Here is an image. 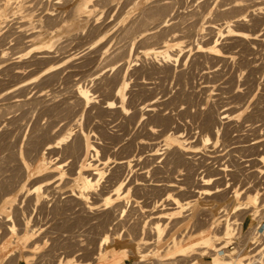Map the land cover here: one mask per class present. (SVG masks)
Masks as SVG:
<instances>
[{
  "label": "rangeland",
  "instance_id": "obj_1",
  "mask_svg": "<svg viewBox=\"0 0 264 264\" xmlns=\"http://www.w3.org/2000/svg\"><path fill=\"white\" fill-rule=\"evenodd\" d=\"M0 1H2L0 2V6L4 7L5 5V7L8 6L10 8L8 10L10 11L9 18H11L6 21L9 23V20H11V26L8 23H0L3 24L0 25V264H112L114 259L121 260V264H159V262H157L158 260L154 259L152 253H149L144 257H140L139 255L134 254V239L140 236L141 232L143 230L146 231V229L148 231L147 233H145L146 237L149 236L150 238L154 236L156 238V233L151 228L153 226L152 222L155 221V219H153L152 221V217L158 213L156 211H164L162 210V205H164V202L165 205H168L170 203L172 204L171 200L169 201L167 196L171 194L172 197H175L177 195L178 197H176L179 199L181 198L182 201L184 200V202L194 199L196 196L200 195L199 193H197V190L200 187L199 185L201 183V178H208L210 177V175L214 176V178L217 177L216 174L218 171L216 170H218L220 167L222 168L223 166H227L233 171H231L232 173L229 172L228 175V172H223L222 175H225L226 177L221 175L222 179H219V185H221V188L225 187L224 192L216 193L217 195L214 194L216 196L213 195L208 198L203 195L201 199L202 201L195 204V206L192 208V211L188 209L186 210L187 214L186 211L184 212L185 215L183 213V220H181L180 218L178 220L173 219L175 222L172 220H167V222H169V225L171 224L170 226L168 225V228L170 227L169 230H171L172 232H168L167 230L166 237H168L166 239L159 243L154 242V246L152 244L153 247L150 245L151 248L149 247V249H143V252L148 253L156 246L157 249L161 250L159 258L164 260L167 258V252L165 251L167 249L166 246H168L173 237L177 236L180 238L185 235L186 231L189 232V230L191 229V232H189L190 234L188 233L189 235L186 236V239L183 242L185 244L189 242L192 236L200 230H213V228H215L214 226L217 224L214 223L215 220L217 218H221L222 216L227 217V214H229L228 216H230L229 218H231V220H233L234 218V220L239 219V222H242L245 221L249 213H252V211H257L255 215L260 216L259 218H257V222L259 223L260 221L264 220V174L258 172L259 167L264 168V166L257 159L260 155L264 154V3L262 4L264 0L255 1L256 4L259 5L255 7L254 0H247L248 3L246 2V0H244V2L243 0H236V3L235 0H233L234 4L232 3V0H225L226 2L224 0H13L14 2L12 0ZM42 1L43 4H41ZM251 1H253L254 3H252ZM259 1L261 3H257ZM65 2H67L68 4H65ZM35 3L37 7L34 6ZM10 5L12 6L10 7ZM22 5H24V7ZM84 5H88V12L81 13L82 15L79 14L76 16L78 18H81V20L75 17L76 19L74 22L80 23H73L74 26L78 25V28L76 27L77 29L74 28V26H70L69 29H71L72 31L59 30L60 32L56 31V33L53 32V29L52 34L54 33V35H52L51 32H48L53 37H55L52 39L47 33V36L44 34L46 37L43 35L45 39L41 38L42 41L48 43L45 47L47 48V53H45L47 54L46 58L41 57V59L39 57L40 53L38 54V51L34 49V41H32L33 43H29L30 38H28L26 33L20 31L18 28H15L19 26L20 21L18 22V20L14 18L12 12H16L18 7H23V9L21 8V12L33 11L35 13V18L33 20L34 22L39 21L41 24H43V22L44 24H49L47 23L49 22L47 21L48 19L45 20V17H48L47 14L53 10L52 8L55 9L56 7L57 9H60V11L56 10L59 13L54 11L56 15L58 14L62 15V17L64 16L63 18H68L71 11L75 7H84ZM237 5H239V7H236ZM241 5L244 7V10L242 9L243 12L240 9V7H242ZM260 5L262 6L260 7ZM28 6L30 7V11H26L29 10ZM245 6H250L249 10H245ZM247 7L246 9H248ZM14 8L16 9V11ZM236 8H238V11L236 10ZM239 11H241L242 13ZM252 11L255 14L252 13ZM236 13L241 17V19L238 15H236ZM242 14L244 16H241ZM248 15L249 17H247ZM228 16L230 17L228 18ZM13 19L14 22L12 21ZM239 21L241 23H239ZM242 21L244 22L242 23ZM136 23L138 24V26ZM158 23H160L161 25H159ZM231 23H234L232 24L234 26H232ZM210 24L215 25V30H210ZM224 24L227 25L223 26ZM50 25L53 26V24ZM228 25L232 26V29L235 30V33H247L250 37H255L257 40H253L251 38L243 39L242 37H238V39L234 33L229 34L227 33V31L225 32V30H227ZM134 27L136 32L134 30ZM72 28H74L75 30H73ZM63 33L64 35H61ZM154 34L156 35V37ZM251 34L254 36H252ZM176 35L178 37L184 36V38L179 39L178 37H176ZM176 38L179 39V43L177 42V44H175L174 42V39ZM46 40L48 42H46ZM57 41L59 42L57 43ZM38 42V40H35V43ZM166 42H169L170 44L172 43L170 51L174 55L177 54L176 56H174V60H172L171 62L172 64L169 62L167 63L166 60L162 59L163 57L160 58V56L157 57L154 55H148V57H146L147 55L143 54L144 50L151 47L159 46L160 44L164 45ZM156 43L157 45H155ZM211 44H217L219 56L215 57V55H210V53L207 52L209 47L212 46ZM49 45L51 46V48H49ZM133 71L136 73H134ZM123 81L125 83H123ZM24 83L28 84L25 85ZM81 85L87 89L89 88V91L93 96V103L91 102L90 105L88 104L89 106L86 105V103L83 102L81 99H78V97H76V89ZM122 86H124L123 92L125 95L123 102L125 104V107H129V109H127L125 113H122V111L120 112V108L118 107L112 109V111L116 109L115 111H113V113L112 111H107V101L117 100L116 92H118V90L122 88ZM172 99L175 101L173 102ZM115 102L118 104L117 101ZM154 102L158 103V105H161L162 107H159ZM195 105L197 107H195ZM83 106L84 109L82 108ZM155 106H157L159 110ZM146 108H154L152 109L154 112H151L152 110L147 112L148 110ZM220 108L221 111H219ZM182 109L184 111H182ZM200 109L202 110L199 111ZM181 111L184 112V114ZM172 113H174L175 115ZM179 113H182L184 116L182 114L178 115ZM224 113L229 115V117L223 119V123L220 122V129L222 128L221 131H223H220L221 133L216 134V128L212 129L211 127H215L216 125L214 124H216V122L222 121V117H220L219 119V116H224ZM192 114H194L195 116ZM230 114H232V116ZM189 115H192V117H190ZM167 116L172 118H168ZM163 117H165L166 119H164ZM202 117L204 119L206 118L208 122H206V119L204 121ZM191 118L194 119L192 120ZM196 119L200 121L196 122ZM209 119L211 121H209ZM215 119H217L218 121ZM245 119L248 121L246 122ZM70 120L71 122H68ZM159 120L163 122L158 123ZM189 120L192 121L190 122ZM194 120L197 124L193 122ZM76 121L79 122L77 123ZM248 122L250 123L247 124ZM170 123L173 125L171 126ZM161 124H163L164 126H162ZM166 124H168V126ZM207 124H209L210 126ZM238 124L240 125V127ZM203 125L205 129H201ZM149 126H151V128H149ZM154 126L157 128L154 129ZM200 126L202 127L200 128ZM218 126L219 125L217 123V127ZM166 127H172L173 129L167 128V130ZM195 127L198 129L200 128L202 131L206 132H202L201 130L196 129ZM232 127H235V130ZM71 128H73V135L76 134L77 136L80 135L78 134V130L80 131L82 129L87 131L89 129L87 132L90 137L89 142L95 144L99 148V150H101L100 155L98 157H94L93 152H90L88 156L85 157L86 152L85 150H83V148L81 150L77 149L75 153L72 152L71 148L73 146V143H75V141H79L78 137H75L76 135L74 137L71 136L72 138H69L71 141L68 139V141H70L69 143L68 141H65L67 142L66 145L64 144L65 142H61L60 139L63 138V135L66 136L67 132H69ZM209 128L214 130L215 132H213ZM240 128L245 132H243ZM245 128L248 131L250 128V131L248 132ZM157 129H161V132L159 133ZM165 129L166 132H164ZM171 130H173V134ZM174 131L177 135L174 133ZM103 132L105 133V135H103ZM208 132L211 140H213L214 136L216 135V138L213 140L214 143L211 140L209 142H204L203 139L205 138V135L208 134ZM181 133L183 135H181ZM247 133H249V135ZM99 134H101V136ZM160 135H162L163 137L161 136L159 139ZM179 135H181V138L183 140L186 136L184 142L176 141V136ZM102 137L105 139H103ZM36 138L37 141L39 140L41 144L43 142V147L41 146L39 148L41 144H39V141H36ZM151 138H153L154 140H151ZM201 138L203 139L201 140ZM227 139L228 141H226ZM245 140H248L247 143ZM32 141L33 143H36L35 146L33 145ZM161 141L163 142V144L161 143ZM202 141L208 144H204ZM46 142H49L52 145L54 144V146L58 145V147H54L53 149H51L53 151H48V149H46L48 145H45ZM154 142L157 144H159L160 142L159 149H165L164 144L166 142L170 145V149L173 148V146L174 148L171 149V151L169 150L170 153L169 151H167L169 155L167 154L166 150H159L158 153H160L161 155L158 154V161L157 158H154L153 160V158L150 157V154H147L151 152V148L148 149L147 147L149 146V144ZM138 143L140 145H142L143 143L144 144L140 146ZM161 144L163 147L161 146ZM145 145L148 146L146 147ZM202 145L203 147L201 149ZM142 147H144L145 149ZM67 148L71 151H68ZM141 148L143 149V151ZM31 150H34V152H32ZM175 150L178 151V153L181 152L180 150H182L183 153L181 152L178 155ZM139 151L140 153L138 154ZM164 151L167 154L166 156ZM143 152L146 154H144ZM172 152L174 154L176 153L177 155L175 154V156ZM212 152L214 154H212ZM17 153L21 157H19ZM64 153L69 155H65ZM71 153H73V155ZM184 153H187L188 155H184ZM191 153H193V156ZM194 153L196 155H194ZM74 154L77 155V159L75 158L73 160L72 156L75 157ZM81 154L83 156L85 155V158L82 157ZM247 154L250 155L248 156ZM120 155L123 157H121ZM146 155L151 159H149ZM170 155H173L171 156L172 158L170 157ZM184 156L186 157L184 158ZM201 156L204 157V160ZM78 157L83 158V160ZM111 157H114V159H112ZM210 157L211 160L208 159ZM218 157H220V159ZM250 157L253 158V160L249 161ZM19 158L21 159L19 160ZM170 158L173 159V163L175 162V164L178 162L179 158L181 160H179V164L177 163L176 165H174L173 163L168 162L167 159H169L170 161ZM29 159H31L35 163L31 162V160ZM147 159L149 160L147 161ZM183 159L184 162H182ZM193 159H197L196 163H193L195 162V160ZM23 160L26 162V164L23 163ZM86 160L91 162L93 161L94 163L92 162V164H96L97 167L103 165L102 167H100V169L103 171L104 177L100 179L99 186L95 189L96 191L94 190L89 192L90 203L86 202L87 205H96L97 203H99L97 204L98 207L95 210L93 209L94 212L93 210H91L92 212H89L88 210L90 209L87 208L86 204L84 205L86 206V208L83 206L85 201L83 200L82 202L80 201L82 199L77 198L78 195H80L79 191L82 190V181L77 179L78 173L89 169L86 165ZM150 160H152V162ZM200 160L203 161V163L200 162ZM215 160L219 161L215 162ZM222 160L225 161V163L222 162ZM1 161L4 162L1 163ZM80 161L81 163H79ZM120 161H127L131 165L127 164L125 166L129 167L128 169H124L125 167L121 168L119 164H117ZM145 161L147 162L145 163ZM148 162H151V166ZM199 162L201 165L198 164ZM186 163L188 165H186ZM190 163H193V165L191 164V166ZM209 163L210 168L208 166ZM109 164H111V166ZM163 164L167 166H164ZM172 164V167L174 169L176 168V171L169 166ZM203 164L206 165V167H203ZM147 165L148 167H146ZM179 165H181V167ZM182 165L184 166L182 167ZM185 165L187 167H185ZM189 165L190 167H188ZM176 166L181 169L177 170ZM165 167H167L168 170ZM216 167L219 168L217 169ZM23 168H26V170H24ZM139 168H142L143 170L140 169L139 171ZM145 168L147 170H145ZM154 168H156L157 171H163L157 172ZM129 169L132 172H129ZM201 169L206 173V175ZM112 171H116V173H113ZM146 171H148L149 173ZM170 171L172 174H170ZM144 172L146 174L148 173V175L150 174V177L148 175L145 176ZM183 172H185L186 174ZM73 173L75 174V176L72 175ZM151 173L153 178L154 175L156 176L154 178L155 180L152 178ZM167 173L169 175H167ZM60 174H63V177H60ZM181 174H185V176ZM113 176H118L119 179L114 178ZM147 176L149 177L147 178L148 180L145 179V177ZM162 176H164L165 178ZM123 177L128 178L127 180H124ZM161 177L164 179H162ZM58 178L61 179L59 180ZM120 178H122L121 182L124 183L123 191H126V189H128L129 192L126 195H121L117 199L115 198L113 204L109 207L111 209H104L102 206V200L104 201V196H108L111 194L113 196L114 193L112 190L116 188V184L118 185V183H120L118 182ZM159 178L162 181H160ZM150 179H153L152 181H155V184ZM169 179H171V181ZM72 181L74 183H71ZM140 181L146 183L147 186L144 183L142 184ZM50 182H52V184ZM149 182L151 185L149 184ZM227 182L230 183L229 188H231L232 186L231 189L227 187L229 185V183L227 184ZM163 183L167 186H165ZM218 183V181H214V185ZM36 184L39 185L37 186ZM126 184L127 186H125ZM141 184L143 186H141ZM169 184H176L178 187L171 188L168 186ZM111 186H115V188L113 189ZM136 186L138 189L136 188ZM235 186H238L237 188L245 190V192L242 194L241 202L248 201L252 198L255 193L259 192V205H257V207H252V211L250 209L248 211L243 210L242 213V210L237 213H234L233 210L234 207H236V204H238V201L231 197V192L234 188H236ZM36 187H42L41 192L37 191ZM194 188L195 190H193ZM45 189H47V191ZM166 189L167 193L165 191ZM52 190H54V192ZM70 191L72 194L67 193ZM108 192L110 194H108ZM188 197L191 199H189ZM75 198L78 200H76ZM203 198L207 199H205L204 201ZM117 203L119 204L117 205ZM214 204L217 206H215ZM123 206L127 207L125 213L122 212L123 210H125V207L123 209ZM171 206L173 207V205ZM171 206L168 205V208ZM204 206L205 208H203ZM223 208L224 210L229 209L227 214H224L225 212L224 210H222ZM146 211L148 212V214ZM207 212H211V214L209 213V215H206L208 214ZM212 212L214 217L212 215ZM149 213L152 215H150ZM210 215H212V219ZM233 215L234 217H232ZM116 216L118 220L116 219ZM148 216L150 219L148 218ZM235 216L237 217L236 219ZM201 217L205 219L204 222ZM199 218L201 220H199ZM207 218L209 220H207ZM114 219L120 222H115ZM143 220H145V222ZM139 221L142 222L143 225L142 223H139ZM132 222H134V224H131ZM112 223L114 226L111 225ZM115 223L118 225H116ZM151 223L152 225H150ZM174 223H176V226L174 225ZM209 224L210 227H208ZM110 225L111 227H109ZM124 225L126 226V228ZM130 225L132 226L130 227ZM222 225L223 224H221L220 227L216 228L215 230L218 231L220 229L222 231ZM138 226H140L139 229ZM132 227H134V231H132ZM144 227L146 228L144 229ZM13 228L15 229V232L10 231ZM140 228L142 229V231ZM149 228H151V231L149 230ZM192 228L193 230L197 229V231H193ZM245 228L246 226L244 225L240 226L241 230H238V233H240L238 235L242 236L245 241H248L249 239H251V237H254L252 234L254 229H250L252 234L250 235V231H245ZM127 232L131 235L129 236ZM104 234L110 235L111 240L109 245L105 246L106 249L109 250V253L111 255L110 260L108 261H103L100 257H98V252H100L102 248L99 246L100 241H102L101 238L105 236ZM149 238L147 239L150 241L155 240V238ZM194 256H197V258ZM194 256H188L186 258L175 257V259L170 260L173 263H170V261H164V263L166 264L167 262V264H189L191 260L196 261L197 259H199L200 261H210V258H203L199 255ZM164 263L162 262L160 264Z\"/></svg>",
  "mask_w": 264,
  "mask_h": 264
},
{
  "label": "bare ground",
  "instance_id": "obj_2",
  "mask_svg": "<svg viewBox=\"0 0 264 264\" xmlns=\"http://www.w3.org/2000/svg\"><path fill=\"white\" fill-rule=\"evenodd\" d=\"M4 1V0H3ZM13 1V0H12ZM21 1V0H20ZM49 1V0H48ZM62 1V0H61ZM225 1V0H224ZM230 1V0H229ZM255 1H257V0H254V2ZM0 2H2V1H0ZM6 2V1H5ZM14 2V1H13ZM23 2V1H22ZM25 2V1H24ZM51 2V1H50ZM211 2V1H210ZM226 2V1H225ZM243 2H244V0H243ZM242 2V3H243ZM246 2H247V0H246ZM250 2V1H249ZM252 3H254L253 1H251ZM27 3V2H26ZM56 3H58V2H56ZM61 3V2H60ZM59 3V4H60ZM67 2H65V4H66ZM70 3H71V1H70ZM231 3V2H230ZM232 3L234 4V2H233V0H232ZM235 3H236V0H235ZM248 3V2H247ZM246 3V4H247ZM257 3H261L260 1L259 2H257ZM264 2H262V4H263ZM7 4H8V2H7ZM7 4H6V6H7ZM9 4H11V3H9ZM12 4H14V3H12ZM16 4V3H15ZM18 4V3H17ZM41 4H43V1H42V3ZM53 4V3H52ZM68 4V3H67ZM245 4V5H246ZM255 4H256V2H255ZM254 4V7L255 6H257L258 4H256L255 5ZM1 5H3V4H1ZM57 5V4H56ZM62 5H63V3H62ZM232 5V4H231ZM248 5V4H247ZM250 5V4H249ZM12 5H10V7H11ZM15 6V5H14ZM18 6V5H17ZM23 7H24V5H22ZM34 6H36V3H35V5ZM40 6V5H39ZM61 6V5H60ZM164 6H165V4H164ZM242 6V5H241ZM253 6V5H252ZM259 6V5H258ZM262 5H260V7H261ZM8 7V6H7ZM7 7H5V5H4V7L3 6H0V23H8V22H6L8 19H11V18H9L10 16H9V10L8 9H10L9 7L7 8ZM21 7V6H20ZM23 7H21L22 9H23ZM26 7V6H25ZM29 7V6H28ZM37 7V6H36ZM43 7V6H42ZM58 7V6H57ZM63 7V6H62ZM66 7V6H65ZM168 7V6H167ZM225 7V6H224ZM236 7H239V5H237ZM246 7L247 6H245V10H249V8H250V6L249 7H247L248 9H246ZM21 8H19L18 7V9H17V7H16V9H17V11H16V9H15V11L16 12H12L13 14V16H14V18L15 19H17L18 20V22L20 21V23H21V25H20V23H19V26H17V27H15L16 29L18 28L20 31H22V32H24V33H26V35L28 36V38H30V41H29V43H33L32 41H34V43H33V45L35 44V50L36 51H38V54L40 53V55H39V57L41 58H46L47 57V54H45V53H47L46 51H47V48H45L46 47V44H48V43H45V42H43L42 41V39L41 38H43V39H45L44 38V36L46 35L47 36V34H49V36H50V38L52 39V38H55V37H53L52 35H54V33H56V31L57 32H60L59 30H70V31H72L71 29H69V27L70 26H74L73 25V23L74 24H77V23H79V22H77V20H76V22L77 23H75L74 21H75V19L76 18H78V17H76L77 15H79V14H81V13H86V12H88L87 11V9H88V5H84V7H75L72 11H71V13H70V15H69V17L68 18H63L62 17V15H56L55 13H54V11L55 12H57V11H60V9H57L56 7H55V9L54 8H52L53 10L51 11V12H49L47 15H48V17H45V20L46 19H48L47 21H49V22H47V23H49V24H46V26H45V24H44V22L43 21H41V22H43V24H41L39 21L38 22H34L33 20H34V18H35V13L33 12V11H30V7H29V10H26V11H30V12H21L22 10H21ZM46 8V7H45ZM51 8V7H50ZM232 8H234V7H232ZM12 9V8H11ZM33 9V8H32ZM39 9V8H38ZM221 9V8H220ZM238 8H236V10H237ZM240 9L242 10H244V7L242 6V7H240ZM252 9V8H251ZM47 10V9H46ZM57 10V11H56ZM228 10V9H227ZM230 10V9H229ZM233 10V9H232ZM243 10H242V12H243ZM23 11H25V10H23ZM40 11V10H39ZM234 11V10H233ZM238 11V10H237ZM236 11V12H237ZM254 11V10H253ZM252 11V13H254ZM255 11H258V10H255ZM264 11V10H263ZM38 12V11H37ZM47 12V11H46ZM65 12V11H64ZM218 12V11H217ZM227 12V11H226ZM239 12H241V11H239ZM238 12V13H239ZM241 12V13H242ZM246 12H248V11H246ZM245 12V13H246ZM250 12V11H249ZM57 13H59V12H57ZM228 13V12H227ZM42 14V13H41ZM61 14H62V11H61ZM223 14V13H222ZM230 14V13H229ZM240 14V13H239ZM255 14V13H254ZM11 15V16H12ZM46 15V14H45ZM82 15V14H81ZM206 15V14H205ZM233 15V14H232ZM236 15H238L237 13H236ZM250 15H251V13H250ZM37 16V15H36ZM239 16V15H238ZM241 16H244L243 14L241 15ZM39 17V16H38ZM67 17V16H66ZM76 17V18H75ZM81 17V16H80ZM86 17V16H85ZM230 16H228V18H229ZM235 17H237V16H235ZM234 17V18H235ZM240 17V16H239ZM247 17H249V15L247 16ZM37 18V17H36ZM83 18V17H82ZM220 18V17H219ZM259 18V17H258ZM257 18V19H258ZM263 18V17H262ZM41 19V18H40ZM78 19H80L81 20V18H78ZM222 19H223V17H222ZM232 19H233V16H232ZM240 19H241V17H240ZM255 19V18H254ZM256 19V20H257ZM264 19V18H263ZM140 20V19H139ZM166 20V19H165ZM227 20V19H226ZM229 20V19H228ZM231 20V19H230ZM235 20H237V19H235ZM239 20V19H238ZM245 20V19H244ZM10 21L11 20H9V25H10ZM13 22H14V19L12 20ZM83 21V20H82ZM163 21V20H162ZM162 21H159V22H162ZM216 21H217V19H216ZM222 21V20H221ZM247 21V20H246ZM87 22V21H86ZM142 22V21H141ZM164 22V21H163ZM211 22V21H210ZM227 22V21H226ZM231 22V21H230ZM230 22H229V24H230ZM244 21H242V23H243ZM138 23H139V21H138ZM144 23V22H143ZM146 23V22H145ZM166 23V22H165ZM237 23V22H236ZM239 23H241L240 21H239ZM238 23V24H239ZM250 23V22H249ZM256 23V22H255ZM50 24H53V26H51ZM80 24V23H79ZM137 24V23H136ZM135 24V25H136ZM155 24V23H154ZM157 24V23H156ZM159 25H161L160 23H158ZM207 24V23H206ZM214 24V23H213ZM213 24H210L209 25V28H210V30H215L214 28H215V25H213ZM232 24H234V23H231V25ZM0 25H3V24H0ZM83 25V24H82ZM87 25V24H86ZM134 25V26H135ZM147 25V24H146ZM219 25V24H218ZM227 25V24H226ZM225 24L223 25V26H226ZM228 25L227 26V30H225V32L227 31V33H229V34H235L236 36H237V38L238 37H242L243 39H247V38H251V39H256L255 37H250L249 36V34H247V33H243V32H238V33H235V30L234 29H232V26H234V25ZM11 26V25H10ZM78 26V25H77ZM77 26H74V28H76ZM80 26V25H79ZM137 26H138V24H137ZM238 26V25H237ZM259 26V25H258ZM3 27V26H2ZM14 27V26H13ZM67 27H68V29H67ZM145 27V26H144ZM157 27V26H156ZM216 27H217V25H216ZM74 28H72L73 30H75ZM78 28V27H77ZM76 28V29H77ZM137 28H139V27H137ZM142 28V27H141ZM154 28V27H153ZM208 28V29H209ZM235 28H236V26H235ZM257 28V27H256ZM0 29H1V27H0ZM54 29V33L52 34V30ZM83 29V28H82ZM131 29V28H130ZM129 29V30H130ZM255 29V28H254ZM10 30H11V27H10ZM9 30V31H10ZM13 30V29H12ZM51 30V31H50ZM127 30V29H126ZM134 30H135V27H134ZM146 30V29H145ZM151 30V29H150ZM174 30V29H173ZM179 30V29H178ZM217 30V29H216ZM219 30V29H218ZM222 30H223V28H222ZM237 30H238V28H237ZM8 31V32H9ZM16 31V30H15ZM147 31H149V30H147ZM14 32V31H13ZM17 32V31H16ZM48 32H51V34L50 33H48ZM135 32H136V30H135ZM134 32V33H135ZM138 32V31H137ZM146 32V31H145ZM172 32V31H171ZM177 32H179V31H177ZM176 32V33H177ZM181 32V31H180ZM213 32H215V31H213ZM224 32V31H223ZM224 32V33H225ZM237 32V31H236ZM257 32V31H256ZM47 33V34H46ZM62 33V32H61ZM144 33V32H143ZM151 33V32H150ZM149 33V34H150ZM153 33V32H152ZM173 33V32H172ZM224 33H223V35H224ZM17 34V33H16ZM45 34V35H44ZM181 34V33H180ZM197 34V33H196ZM211 34H212V32H211ZM25 35V36H26ZM44 35V36H43ZM58 35V34H57ZM61 35H64V33L63 34H61ZM71 35V34H70ZM143 35V34H142ZM155 35V34H154ZM172 35V34H171ZM252 35V34H251ZM258 35V34H257ZM45 36V37H46ZM60 36V35H59ZM227 36V35H226ZM252 36H254V35H252ZM10 37H12V36H10ZM155 37H156V35H155ZM172 37V36H171ZM176 37H178L177 35H176ZM233 37V36H232ZM27 38V39H28ZM57 38V37H56ZM59 38V37H58ZM179 39L180 38H184V36L183 37H178ZM241 38V39H242ZM5 39H6V37H5ZM179 39H174V42H175V44H177V42L179 43ZM239 39V38H238ZM29 40V39H28ZM35 40H38L39 42L38 43H35ZM257 40V39H256ZM255 40V41H256ZM21 41V40H20ZM50 41V40H49ZM173 41V40H172ZM248 41V40H247ZM251 41V40H250ZM2 42H3V40H2ZM5 42V41H4ZM37 42V41H36ZM46 42H48L47 40H46ZM59 41H57V43H58ZM162 42V41H161ZM164 42H165V40H164ZM174 42H173V44H174ZM1 43V42H0ZM251 43V42H250ZM55 44V43H54ZM172 44V43H171ZM169 42H166L164 45L163 44H160L159 46H156V47H151V48H148V49H146V50H144V53L143 54H145V55H147L146 57H148V55H154V56H160V58L161 57H163L162 59H164V60H166L167 61V63L169 62V63H171L172 62V60H174V56H176L177 54H173V53H171V51H170V49H171V47H172V45H171ZM210 44V43H209ZM249 44V43H248ZM2 45H5V44H2ZM33 45H32V47H33ZM56 45V44H55ZM155 45H157V43L155 44ZM203 45V44H202ZM208 45V44H207ZM212 46H208L209 47V49L207 50V52L208 53H210V55L212 54V55H215V57L216 56H219V54H218V48H217V44H211ZM176 46V45H175ZM201 46V45H200ZM29 47V46H28ZM205 47V46H204ZM208 47H206V48H208ZM49 48H51V46L49 45ZM48 48V49H49ZM6 49V48H5ZM80 52V51H79ZM182 52H183V49H182ZM2 53V52H1ZM208 53H206V54H208ZM49 54V53H48ZM74 55V54H73ZM18 56V55H17ZM204 56V55H203ZM51 57V56H50ZM71 57H73V56H71ZM145 57V56H144ZM37 58V57H36ZM41 58V59H42ZM182 58V57H181ZM187 58V57H186ZM68 59V58H67ZM134 59V58H133ZM185 60V59H184ZM229 60V59H228ZM165 61V62H166ZM218 61V60H217ZM175 62V61H174ZM177 62V61H176ZM179 62V61H178ZM161 63V62H160ZM172 64V63H171ZM174 64V63H173ZM167 65H169V64H167ZM171 66V65H170ZM168 67V66H167ZM179 67V66H178ZM155 68V67H154ZM169 68V67H168ZM52 71V70H51ZM157 71V70H156ZM42 72V71H41ZM47 72V71H46ZM134 72V71H133ZM167 72V71H166ZM171 72V71H170ZM18 73H20V72H18ZM44 73V72H43ZM49 73V72H48ZM134 73H136V72H134ZM123 75V74H122ZM121 78V77H120ZM122 79V78H121ZM122 80H124V79H122ZM125 81V80H124ZM123 81V83H125ZM121 83V82H120ZM25 84V83H24ZM26 84H28V83H26ZM25 84V85H26ZM122 84V83H121ZM177 85V84H176ZM24 86V85H23ZM125 86V85H124ZM124 86H122V88H120L119 90H118V92H116L117 94H116V98H117V100H115V101H117L118 102V104L115 102V101H107V104H106V108H108L107 109V111L109 110V111H112V109L113 108H116V107H118V108H120V112L122 111V113L124 112H126V110L127 109H129V107H125V104H124V102H123V99H124V92H123V87ZM208 89V88H207ZM77 96L76 97H78V99H81L83 102H85L86 103V105H90L91 104V102H92V100H93V96H92V94H91V92L89 91V88L87 89V88H85V87H83L82 85L80 86V87H78L77 89ZM182 93V92H181ZM115 95V94H114ZM219 95V94H218ZM247 96V95H246ZM183 97V96H182ZM181 97V98H182ZM249 97V96H248ZM188 98V97H187ZM241 98V97H240ZM245 98V97H244ZM113 99V98H112ZM174 99V98H173ZM172 99V100H173ZM189 99H191V98H189ZM77 100V99H76ZM153 100V99H152ZM151 100V101H152ZM180 100V99H179ZM178 100V101H179ZM206 100V99H205ZM175 100H173V102H174ZM189 101H191V100H189ZM194 101V100H193ZM232 101V100H231ZM240 101V100H239ZM83 102H81V103H83ZM158 102V101H157ZM169 102V101H168ZM172 102V101H171ZM172 102V103H173ZM183 102V101H182ZM205 102V101H204ZM203 102V103H204ZM244 102V101H243ZM84 103V104H85ZM93 103V102H92ZM154 103H156V102H154ZM181 103V102H180ZM185 103V102H184ZM193 103V102H192ZM239 103V102H238ZM142 104V103H141ZM144 104V103H143ZM157 105H158V103H156ZM155 104V105H156ZM162 104V103H161ZM182 104V103H181ZM187 104V103H186ZM215 104H216V102H215ZM224 104V103H223ZM247 104V103H246ZM88 105V106H89ZM104 105V104H103ZM150 105V104H149ZM152 105H153V102H152ZM151 105V106H152ZM167 105V104H166ZM179 105V104H178ZM204 105V104H203ZM219 105V104H218ZM217 105V106H218ZM237 105H239V104H237ZM82 106V105H81ZM159 107L161 106V105H158ZM175 106V105H174ZM216 106V105H215ZM229 106V105H228ZM227 106V107H228ZM105 107V106H104ZM148 107H150V106H148ZM147 107V108H148ZM153 107V106H152ZM156 108H157V106H155ZM162 107V106H161ZM173 107V106H172ZM178 107V106H177ZM185 107V106H184ZM190 107V106H189ZM195 107H197L196 105H195ZM199 107V106H198ZM211 107V106H210ZM209 107V108H210ZM246 107V106H245ZM83 109H84V106L82 107ZM117 108V109H118ZM146 108V109H147ZM176 108V107H175ZM193 108V107H192ZM200 108V107H199ZM208 108V109H209ZM236 108H238V107H236ZM111 109V110H110ZM140 109H142V108H140ZM145 109V110H146ZM152 109H154V108H149V109H147L146 111L147 112H149L150 110H152ZM158 109V108H157ZM168 109V108H167ZM166 109V110H167ZM185 109H187V108H185ZM218 109V108H217ZM102 110V109H101ZM105 110V109H104ZM116 110V109H115ZM115 110H113V111H115ZM136 110V109H135ZM144 110V109H143ZM159 110V109H158ZM170 110V109H169ZM177 110V109H176ZM202 109H200L199 111H201ZM84 111V110H83ZM113 111H112V113H113ZM141 111V110H140ZM164 111V110H163ZM179 111H180V109H179ZM182 111H184L183 109H182ZM181 111V112H182ZM208 111H210V110H208ZM219 111H221V108H220V110ZM240 111V110H239ZM80 112H82V111H80ZM129 112V111H128ZM127 112V113H128ZM131 112V111H130ZM145 112V111H144ZM146 112V113H147ZM151 112H154L153 110L151 111ZM155 112H156V110H155ZM158 112V111H157ZM174 112V111H173ZM252 112H253V110H252ZM177 113V112H176ZM183 114H184V112H182ZM182 113H179L178 115H181ZM189 113V112H188ZM188 113H187V115H188ZM195 113V112H194ZM205 113H206V111H205ZM217 113H218V111H217ZM229 113V112H228ZM255 113V112H254ZM110 114H111V112H110ZM141 114V113H140ZM151 114V113H150ZM154 114V113H153ZM162 114V113H161ZM172 114H174V113H172ZM182 114V115H183ZM82 115V114H81ZM119 115V114H118ZM121 115V114H120ZM142 115V114H141ZM146 115V114H145ZM148 115H149V113H148ZM152 115V114H151ZM175 115V114H174ZM192 115H194V114H192ZM192 115L190 116V117H192ZM198 115V114H197ZM196 115V116H197ZM202 115H203V113H202ZM205 115H207V114H205ZM215 115V114H214ZM219 115H221V114H219ZM231 116H232V114H230ZM254 115V114H253ZM257 115V114H256ZM78 116H80V115H78ZM83 116V115H82ZM130 116H132V115H130ZM130 116H128V117H130ZM144 116V115H143ZM142 116V117H143ZM158 116V115H157ZM184 116V115H183ZM195 116V115H194ZM217 116V115H216ZM249 116V115H248ZM252 116V115H251ZM136 117V116H135ZM145 117H147V116H145ZM149 117V116H148ZM155 117V116H154ZM166 117V116H165ZM165 117H163L164 119H166ZM168 117V116H167ZM180 117V116H179ZM186 117V116H185ZM184 117V118H185ZM205 117V116H204ZM208 117H209V115H208ZM220 117H222L221 118V120L222 121H218L217 119H215V120H217L218 122H216V124H214V125H216L215 127H211L212 129L213 128H216L215 130H216V134H219V133H221L222 131H221V129H220V122L221 123H223L224 121H223V119H226V118H228L229 117V115H227L226 113H224V116H219V119H220ZM247 117V116H246ZM256 117V116H255ZM254 117V118H255ZM76 118V117H75ZM131 118H133V117H131ZM139 118V117H138ZM168 118H172V117H168ZM174 118V117H173ZM189 118V117H188ZM197 118V117H196ZM198 118H199V116H198ZM130 119V118H129ZM140 119H141V117H140ZM147 119H149V118H147ZM151 119V118H150ZM158 119V118H157ZM156 119V120H157ZM162 119V118H161ZM176 119V118H175ZM177 119H178V117H177ZM181 119V118H180ZM192 119V118H191ZM194 119V118H193ZM192 119V120H193ZM202 119H204L203 117H202ZM206 119V118H205ZM205 119H204V121H205ZM249 119V118H248ZM253 119V118H252ZM75 120V119H74ZM77 120V119H76ZM80 120V119H79ZM136 120V119H135ZM170 120V119H169ZM168 120V121H169ZM173 120V119H172ZM191 120V121H192ZM197 120V119H196ZM200 120H201V117H200ZM200 120H197L196 122H199ZM213 120H214V118H213ZM212 120V121H213ZM228 120V119H227ZM230 120H232V119H230ZM246 120V119H245ZM52 121V120H51ZM51 121H50V123H51ZM114 121H116V120H114ZM132 121V120H131ZM146 121V120H145ZM158 121V120H157ZM177 121V120H176ZM190 121V120H189ZM190 121V122H191ZM209 121H211L210 119H209ZM248 120H246V122H247ZM68 122H71V120L70 121H68ZM77 123L79 122V121H76ZM137 122V121H136ZM144 122V121H143ZM154 122H155V120H154ZM160 122H163V121H161V120H159V122L158 123H160ZM193 122H195V120L193 121ZM192 122V123H193ZM195 122V123H196ZM203 122V121H202ZM202 122H200V123H202ZM206 122H208L207 121V119H206ZM205 122V123H206ZM245 122V121H244ZM243 122V123H244ZM251 122V121H250ZM250 122H248L247 124H249ZM254 122H255V120H254ZM73 123H74V121H73ZM130 123V122H129ZM147 123V122H146ZM164 123H166V122H164ZM163 123V124H164ZM173 123V122H172ZM180 123V122H179ZM199 123V124H200ZM211 123V122H210ZM209 123V124H210ZM217 123H218V127H217ZM237 123V122H236ZM252 123V122H251ZM258 123H259V121H258ZM70 124V123H69ZM98 124V123H97ZM163 124H161L162 126H164ZM171 124V123H170ZM184 124V123H183ZM197 124V123H196ZM209 124H207V125H209ZM212 124V123H211ZM253 124V123H252ZM257 124V123H256ZM51 125V124H50ZM49 125V126H50ZM71 125H72V123H71ZM147 125V124H146ZM167 126H168V124H166ZM173 124H171V126H172ZM180 125V124H179ZM206 125V124H205ZM239 125V124H238ZM243 125V124H242ZM246 125V124H245ZM48 126V127H49ZM52 126H54V125H52ZM80 126H81V124H80ZM156 126V125H155ZM154 126V129H156L157 127H155ZM175 126V125H174ZM186 126V125H185ZM210 126V125H209ZM226 126V125H225ZM254 126V125H253ZM47 127V128H48ZM179 127V126H178ZM188 127V126H187ZM197 127H199V126H197ZM202 126H200V128H201ZM206 127V126H205ZM221 127H222V125H221ZM238 127V126H237ZM239 127H240V125H239ZM242 127V126H241ZM70 128V127H69ZM83 128V127H82ZM149 128H151V126H149ZM167 128H169V129H173L172 127L170 128V127H166V129ZM196 128V127H195ZM194 128V129H195ZM198 129V128H196V129H198V130H201V129H203L204 128V125H203V127L201 128V129ZM233 128V127H232ZM235 128V127H234ZM233 128V129H234ZM244 128V127H243ZM73 128H71L70 129V131L69 132H67V135L66 136H64L63 135V132H62V135H63V138L62 139H60V141L61 142H65V141H68V139L71 137V136H75L76 134H74L73 135V130H72ZM84 129V128H83ZM166 129L164 130V132H166ZM179 129V128H178ZM177 129V130H178ZM182 129H183V127H182ZM205 129V128H204ZM210 129V128H209ZM209 129H207V130H209ZM212 129H210V130H212ZM224 129H226V128H224ZM228 129H229V127H228ZM227 129V130H228ZM239 129V128H238ZM237 129V130H238ZM241 129V128H240ZM246 129V128H245ZM68 130V129H67ZM82 130V129H81ZM79 131L78 130V134H80V135H76L75 137H78V142L77 141H75V143H73V146H72V148H71V150H72V152H74L75 153V151H77V149H82L83 148V150H85V152H86V156L85 157H87L88 156V154L90 153V152H93V156L94 157H98L99 155H100V151L101 150H99V148L95 145V144H93V143H91V142H89V135L87 134V132H88V130L86 131V130H82V131ZM150 130V129H149ZM151 130H153V129H151ZM158 130V129H157ZM161 130V129H160ZM160 130H158L159 131V133L161 132ZM163 130V129H162ZM168 130V129H167ZM191 130V129H190ZM235 130V129H234ZM242 130V129H241ZM247 130V129H246ZM253 130V129H252ZM259 130V129H258ZM63 131V130H62ZM66 131V130H65ZM91 131V130H90ZM101 131V130H100ZM103 131H105V130H103ZM170 131V130H169ZM168 131V132H169ZM173 130H171V132H172ZM194 131V130H193ZM202 131V130H201ZM213 132H215L214 130H212ZM221 131V132H220ZM243 131V130H242ZM248 131V130H247ZM249 131H250V128H249ZM248 131V132H249ZM42 132V131H41ZM75 132V131H74ZM81 132V133H80ZM96 132V131H95ZM124 132V131H123ZM149 132V131H148ZM157 132V131H156ZM183 132V131H182ZM189 132V131H188ZM196 132H197V130H196ZM199 132V131H198ZM202 132H206V131H202ZM228 132V131H227ZM232 132V131H231ZM234 132V131H233ZM239 132V131H238ZM243 132H245V131H243ZM43 133V132H42ZM93 133V132H92ZM97 133V132H96ZM95 133V134H96ZM100 133V132H99ZM104 133V132H103ZM102 133V134H103ZM129 133V132H128ZM150 133V132H149ZM174 133H175V131H174ZM253 133H255V132H253ZM257 133V132H256ZM108 134V133H107ZM152 134H155V133H152ZM165 134V133H164ZM172 134H173V132H172ZM176 134V133H175ZM233 134V133H232ZM231 134V135H232ZM237 134V133H236ZM241 134V133H240ZM243 134V133H242ZM248 135H249V133H247ZM91 135V134H90ZM100 136H101V134H99ZM103 135H105V133L103 134ZM129 135V134H128ZM149 135V134H148ZM162 135H163V133H162ZM162 135H160L159 136V139H160V137L162 136ZM168 135H169V133H168ZM177 135V134H176ZM181 135H183L182 133H181ZM181 135H179V136H176V141H179V142H184V140H185V137H184V140L181 138ZM192 135V134H191ZM194 135V134H193ZM205 135V134H204ZM203 135V136H204ZM213 135V134H212ZM253 135V134H252ZM38 136V135H37ZM41 136V135H40ZM57 136V135H56ZM98 136V135H97ZM125 136V135H124ZM151 136H153V135H151ZM171 136V135H170ZM173 136V135H172ZM187 136H188V134H187ZM190 136V135H189ZM195 136V135H194ZM211 136V135H210ZM216 136V135H215ZM214 136V138H213V140L216 138ZM244 136V135H243ZM246 136V135H245ZM62 137V136H61ZM104 137V136H103ZM102 137V138H103ZM107 137V136H106ZM110 137V136H109ZM148 137V136H147ZM155 137H156V135H155ZM154 137V138H155ZM163 137V136H162ZM183 137V136H182ZM198 137H200V136H198ZM213 137V136H212ZM256 137V136H255ZM59 138V137H58ZM72 138V137H71ZM108 138V137H107ZM138 138V137H137ZM194 138V137H193ZM204 138V137H203ZM203 138H201V140L203 139ZM221 138V137H220ZM236 138V137H235ZM239 138V137H238ZM33 139V138H32ZM103 139H105V138H103ZM135 139V138H134ZM153 138H151V140H152ZM158 139V140H159ZM188 139H189V137H188ZM200 139V138H199ZM230 139V138H229ZM245 139V138H244ZM259 139V138H258ZM70 140V139H69ZM75 140V139H74ZM77 140V139H76ZM126 140V139H125ZM147 140V139H146ZM154 140V139H153ZM162 140V139H161ZM187 140V139H186ZM194 140V139H193ZM204 140V142H209L211 139H210V137H209V132H208V134H206L205 135V138L203 139ZM213 140H211L212 142H213ZM249 140V139H248ZM247 140V141H248ZM34 141V140H33ZM33 141H32V143H33ZM36 141H37V138H36ZM39 141V140H38ZM37 141V142H38ZM71 141V140H70ZM70 141H68V143L70 142ZM123 141V140H122ZM129 141V140H128ZM132 141V140H131ZM134 141V140H133ZM137 141V140H136ZM157 141V140H156ZM226 141H228V139L226 140ZM238 141V140H237ZM246 141V140H245ZM247 141H246V143H247ZM30 142V141H29ZM50 142V141H49ZM47 143L46 142V144L45 145H48V147L46 148V149H48V151L49 150H51V149H53L54 147H58V145L57 146H54V144L52 145V144H50V143ZM52 142V141H51ZM54 142V141H53ZM61 142H58V143H61ZM74 142V141H73ZM77 142V143H76ZM148 142H151V141H148ZM203 142V141H202ZM202 142H201V144H202ZM203 142V143H204ZM232 142H233V140H232ZM243 142V141H242ZM45 143V142H44ZM57 143V142H56ZM55 143V144H56ZM66 143L67 142H65L64 144L66 145ZM122 143V142H121ZM161 143L163 144V142L161 141ZM187 143V142H186ZM185 143V144H186ZM189 143V142H188ZM199 143V142H198ZM214 143V142H213ZM263 143V142H262ZM35 142L33 143V145L35 146ZM38 144V143H37ZM39 144H41L40 143V141H39ZM42 144H43V142H42ZM42 144L39 146V148L42 146ZM130 144V143H129ZM139 144V143H138ZM144 144V143H143ZM142 144V145H143ZM146 144V143H145ZM159 144H160V142H159ZM159 144H157V143H151V144H149V146L147 147L146 145V147L148 148V149H150V151L151 152H149V153H147L148 155L150 154V157L151 158H153V160H154V158H157V156H158V154L159 155H161L160 153H158V151L159 150H162L161 148L159 149V147H160V145ZM162 144H161V146H162ZM190 144V143H189ZM200 144V145H201ZM204 144H208V143H204ZM210 144V143H209ZM236 144V143H235ZM61 145V144H60ZM63 145V144H62ZM68 145V144H67ZM70 145V144H69ZM127 145V144H126ZM133 145V144H132ZM140 145V144H139ZM142 145H140V146H142ZM187 145V144H186ZM193 145H196V144H193ZM184 146V145H183ZM199 146V145H198ZM207 146V145H206ZM224 146H225V143H224ZM255 146V145H254ZM264 146V145H263ZM29 147H30V145H29ZM28 147V148H29ZM43 147V146H42ZM67 147H70V146H67ZM126 147V146H125ZM163 147V146H162ZM164 147H165V149H163V150H166V152L167 151H171V149H173L174 148V146H173V148H171L170 149V145L166 142L165 144H164ZM191 147V146H190ZM192 147H195V146H192ZM200 147V146H199ZM202 147H203V145L201 146V149H202ZM213 147V146H212ZM229 147V146H228ZM251 147V146H250ZM32 148V147H31ZM85 148V149H84ZM112 148V147H111ZM142 148H144V147H142ZM141 148V149H142ZM146 148V149H147ZM176 148V147H175ZM214 148V147H213ZM239 148V147H238ZM244 148V147H243ZM249 148V147H248ZM262 148V147H261ZM33 149V148H32ZM44 149V148H43ZM55 149H58V148H55ZM54 149V150H55ZM61 149H62V147H61ZM64 149H65V147H64ZM64 149H63V151H64ZM68 149V148H67ZM123 149V148H122ZM145 149V148H144ZM246 149V148H245ZM250 149V148H249ZM70 149H68V151H71ZM132 150V149H131ZM162 150V151H163ZM177 150V149H176ZM175 150V151H176ZM236 150V149H235ZM241 150V149H240ZM248 150V149H247ZM29 151V150H28ZM32 151V150H31ZM37 151V150H36ZM51 151H53V150H51ZM50 151V152H51ZM56 151V150H55ZM62 151V150H61ZM142 151H143V149H142ZM147 151V150H146ZM170 151H169V153H170ZM181 152H182V150H180ZM223 151V150H222ZM232 151V150H231ZM24 152H26V151H24ZM32 152H34V150L32 151ZM79 152V151H78ZM77 152V153H78ZM82 152V151H81ZM104 152H106V151H104ZM161 152V151H160ZM174 152V151H173ZM172 152V153H173ZM181 152H179L178 153V151H176V153H178V155L181 153ZM217 152V151H216ZM235 152V151H234ZM252 152V151H251ZM19 153V152H18ZM17 153V154H18ZM63 153V152H62ZM66 153V152H65ZM64 153V154H65ZM68 153V152H67ZM140 153V151L138 152V154ZM144 153V152H143ZM164 153H165V151H164ZM164 153H162V154H164ZM175 153V154H176ZM183 153V152H182ZM218 153V152H217ZM16 154V155H17ZM40 154V153H39ZM57 154V153H56ZM72 155H73V153H71ZM83 154V153H82ZM81 154V155H82ZM92 154V153H91ZM126 154V153H125ZM144 154H146V153H144ZM167 154H168V152H167ZM166 153H165V156L167 155ZM174 154V153H173ZM174 154V155H175ZM189 154H190V152H189ZM192 154V156H193V153H191ZM201 154V153H200ZM212 154H214L213 152H212ZM227 154H229V153H227ZM234 154V153H233ZM232 154V155H233ZM244 154V153H243ZM11 155V154H10ZM15 155V154H14ZM31 155V154H30ZM65 155H69V154H65ZM71 155V156H72ZM75 155V154H74ZM79 155V154H78ZM123 155V154H122ZM130 155V154H129ZM169 155V154H168ZM177 155V154H176ZM175 155V156H176ZM183 155V154H182ZM184 155H188L187 153L185 154L184 153ZM194 155H196L195 153H194ZM204 155V154H203ZM237 155V154H236ZM246 155V154H245ZM248 155V154H247ZM250 155V154H249ZM248 155V156H249ZM260 155V154H259ZM258 155V156H259ZM18 156H19V154H18ZM24 156H26V155H24ZM76 156L77 155H75V157L74 156H72L73 157V160L76 158ZM83 155H82V157H84ZM121 156V155H120ZM119 156V157H120ZM142 156V155H141ZM147 156V155H146ZM171 156H173V155H170V157ZM191 156V157H192ZM240 156V155H239ZM244 156V155H243ZM13 157V156H12ZM19 157H21V156H19ZM60 157V156H59ZM66 157V156H65ZM84 157V158H85ZM101 157V156H100ZM99 157V158H100ZM114 157H117V156H114ZM114 157L112 158V159H114ZM121 157H123V156H121ZM126 157V156H125ZM148 157V156H147ZM159 157V156H158ZM163 157V156H162ZM178 157V156H177ZM180 157V156H179ZM186 156H184V158H185ZM189 157V156H188ZM202 157V156H201ZM226 157H227V155H226ZM11 158V157H10ZM16 158H18V157H16ZM31 158V157H30ZM69 158V157H68ZM78 158H81V157H78ZM104 158V157H103ZM110 158V159H111ZM138 158V157H137ZM149 158V157H148ZM151 158H149V159H151ZM165 158H169V157H165ZM164 158V159H165ZM172 158V157H171ZM170 158V159H171ZM174 158V157H173ZM193 158H195V157H193ZM203 158V160H204V157H202ZM202 158H199V159H202ZM206 158V157H205ZM219 159H220V157H218ZM222 158V157H221ZM248 158V157H247ZM251 158V157H250ZM249 158V161H251V160H253V158H251L250 159ZM12 159V158H11ZM21 158H19V160H20ZM71 159V158H70ZM77 159V158H76ZM82 160H83V158H81ZM101 159V158H100ZM109 159V158H108ZM107 159V160H108ZM120 159V158H119ZM123 159V158H122ZM121 159V160H122ZM128 159H129V156H128ZM149 159H147V161L149 160ZM187 159V158H186ZM190 159V158H189ZM198 159V158H197ZM196 159V160H197ZM207 159V158H206ZM205 159V160H206ZM209 160H211V157L210 158H208ZM241 159V158H240ZM262 164H263V166H264V154H262V155H260L258 158H257ZM9 160V159H8ZM29 160H31V159H29ZM61 160V159H60ZM89 160H91V159H89ZM125 160V159H124ZM143 160H145V159H143ZM156 160V159H155ZM168 160V162L169 163H173V159H171L172 160V162H171V160L169 161V159H167ZM179 160H181L180 158L178 159V162H179ZM193 160H195V159H193ZM196 160H195V162H193V163H196ZM212 160H214V159H212ZM225 160V159H224ZM235 160V159H234ZM245 160V159H244ZM11 161V160H10ZM84 161H85V159H84ZM87 161V160H86ZM101 161V160H100ZM118 161V160H117ZM147 161H145V163L147 162ZM151 162H152V160H150ZM157 161H158V158H157ZM161 161V160H160ZM162 161H163V159H162ZM166 161V160H165ZM175 161V160H174ZM187 161V160H186ZM216 161H219V160H215V162ZM221 161V160H220ZM242 161V160H241ZM4 162V161H3ZM2 161H1V163H3ZM6 162H7V159H6ZM31 162H34V161H32L31 160ZM93 162V161H92ZM92 162L91 161H87L86 162V165H87V167L89 168V169H87V170H85V171H83V172H79L78 173V177H77V179H79V180H81L82 182V190H78L80 193V195H78V197L77 198H80V199H82V200H80V201H82L83 202V200L85 201V203L83 204V206L86 204V202H89L90 203V201H89V199H90V193L89 192H91V191H94L98 186H99V181H100V179L101 178H103L104 177V173H103V171L100 169V167H102V166H96V164H92ZM97 162V161H96ZM136 162V161H135ZM143 162V161H142ZM150 162V163H151ZM168 162H167V165H168ZM177 162V163H178ZM182 162H184V159H183V161ZM198 162V161H197ZM200 162H202L203 163V161H201L200 160ZM200 162L198 163L199 165H201L200 164ZM205 162H207V161H205ZM222 162H224L225 163V161H223L222 160ZM222 162H221V164H222ZM236 162H237V160H236ZM245 162V161H244ZM23 163L24 164H26V162L23 160ZM35 163V162H34ZM33 163V164H34ZM79 163H81V161L79 162ZM94 163V162H93ZM98 163H100V162H98ZM149 163V162H148ZM149 163V164H150ZM154 163H156V162H154ZM154 163H152V164H154ZM160 163V162H159ZM163 163V162H162ZM176 163V164H177ZM193 163H190V165L192 164L193 165ZM219 163V162H218ZM62 164V163H61ZM117 164H119V166L122 168V167H125L127 164L129 165L130 163L129 162H127V161H120V162H118ZM161 164V163H160ZM174 165H176L175 164V162L173 163ZM173 164L172 165H169L171 168H173L172 166H173ZM179 164V163H178ZM184 164V163H183ZM206 164V163H205ZM211 164H213V163H211ZM220 164V165H221ZM243 164V163H242ZM6 165V164H5ZM101 165V164H100ZM110 166H111V164H109ZM108 165V166H109ZM114 165V164H113ZM131 165V164H130ZM140 165V164H139ZM164 165V164H163ZM167 165H164V166H167ZM186 165H188L187 163H186ZM185 165V167H187ZM190 165L188 166V167H190ZM191 165V166H192ZM195 165V164H194ZM204 165V164H203ZM210 165V163L208 164V166ZM213 165H215V164H213ZM225 165V164H224ZM61 166V165H60ZM109 166V167H110ZM115 166H117V165H115ZM135 166H138V165H135ZM150 166H151V164H150ZM164 166H163V169H164ZM180 167H181V165H179ZM184 165H182V167H183ZM207 166V167H208ZM218 166V165H217ZM22 167H24V166H22ZM81 167V166H80ZM80 167H77V168H80ZM108 167V168H109ZM133 167V166H132ZM146 167H148V165L146 166ZM158 167H160V166H158ZM162 167V166H161ZM177 167V166H176ZM194 167V166H193ZM203 167H206V165H204ZM212 167V166H211ZM213 167H215V166H213ZM250 167H252V166H250ZM118 168V167H117ZM120 168V169H121ZM129 167H125L124 169H128ZM138 168V167H137ZM157 168V167H156ZM156 168H154V169H156ZM166 169H167V167H165ZM170 168V169H171ZM209 168H210V166H209ZM208 168V169H209ZM217 168V167H216ZM219 168V167H218ZM217 168V169H218ZM245 168V167H244ZM24 169V168H23ZM123 169V170H124ZM131 169V168H130ZM130 169H129V172H132V171H130ZM133 169V168H132ZM140 169H142V168H139V171H140ZM143 169H144V164H143ZM142 169V170H143ZM151 169V168H150ZM176 169V168H175ZM174 168H173V170H175ZM179 169H181V168H178L177 167V170H179ZM183 169V168H182ZM188 169V168H187ZM192 169H196V168H192ZM192 169H191V171H192ZM207 169V170H208ZM215 169V168H214ZM251 169V168H250ZM255 169V168H254ZM24 170H26V168L24 169ZM63 170V169H62ZM92 170H94V171H92ZM112 170V169H111ZM119 170V169H118ZM117 170V171H118ZM141 170V171H142ZM145 170H147L146 168H145ZM148 170H149V168H148ZM168 170V169H167ZM184 170H186V169H184ZM198 170V169H197ZM202 170V169H201ZM210 170H212V169H210ZM216 170V169H215ZM235 170V169H234ZM246 170H247V168H246ZM78 171V170H77ZM105 171V170H104ZM139 171H137V172H139ZM155 171V170H154ZM156 171H157V169H156ZM163 171V170H162ZM161 170H159V171H157V172H162ZM176 171V170H175ZM182 171V170H181ZM203 171V170H202ZM216 171H218L217 172V174H216V176L217 177H215L214 178V176H212V175H210V177H208V174H207V177L208 178H206V177H202V175H201V183H200V187H199V189L197 190V193H199L200 195H198V196H196L194 199H191V198H189V199H191V200H188V201H185L184 202V200L182 201V199L180 200L179 198H177L176 196L174 197H172V195L170 194L169 196H167L168 197V199H169V201L171 200V202H172V204L170 203V204H168L169 206H171V205H173V207L171 206V207H169L168 208V205H165V202H164V205H162L163 206V208H162V210H164V211H162L161 212V210H160V212L159 211H156V212H158L155 216H153L152 217V221H153V219H155V221H153L152 223H153V226L151 227L152 229H153V231H155V233H156V238L154 237V236H152V237H150V238H155V240L154 241H150V240H148L147 238H149V236H145V233H147L148 231H147V229H146V231L145 230H143L142 231V229H141V234H140V236H138L137 237V233H136V239H134V254H137V255H139L140 257H144V256H146V255H148L149 253H152L153 254V256H154V259H156V260H158L157 262H159V264L160 263H164V261H170V260H172V259H175V257H183V258H186V257H188V256H190V257H192V256H194V255H199V256H205V255H210L212 258H213V260H214V262H218V261H220V251H221V249L222 248H224L225 246H223L224 244H225V241H229L230 239H233V238H235L236 237V234H237V231H236V227H235V224H238L239 222L238 221H240L239 219H237V220H234V218H233V220H231V218H229L230 216H228L229 214H227L228 213V211H229V209L227 210V209H225L224 210V208L222 209V210H224V214H227V217H225V216H222L221 218H217L216 220H215V228H213V230L212 229H203V230H200L199 232H197L195 235H193L192 236V238L189 240V242H187V243H183L184 242V240L186 239V236L187 235H189L190 233L189 232H191L190 230H189V232L188 231H186L185 232V235L184 236H182V237H173L172 238V240H171V242L168 244V246H166V252H167V258L166 259H160L159 258V256H160V253H161V250H159V249H157L156 248V246L150 251V252H148V253H144L143 251V249H149V247H150V245L152 246V244H153V246H154V244L155 243H159V242H161V241H163L164 239H166L167 237H166V231L168 230V232H170L171 230H169L170 229V227L168 228V225H169V222H167V220H172V221H174L173 219H181V220H183L182 219V217H184V215H185V211L186 210H191L192 211V208L195 206V204H197L198 202H201L202 200V196L203 195H205L207 198L208 197H210V196H213L214 194H216V193H220V192H224V188H221V185H219L220 184V181H219V179H222L221 177L222 176H225V175H222L223 174V172H228L227 173V175L229 174V172H231L232 171V169H230L229 167H227V166H223L222 168L220 167L218 170H216ZM245 171V170H244ZM113 172V171H112ZM146 172H148V171H146ZM165 172V171H164ZM167 172V171H166ZM194 172V171H193ZM204 172V171H203ZM202 172V173H203ZM209 172V171H208ZM233 172V171H232ZM231 172V173H232ZM254 172V171H253ZM258 172L259 173H262V174H264V168H260L259 167V169H258ZM63 173V172H62ZM64 173H66V172H64ZM113 173H116V171H114ZM112 173V174H113ZM120 173V172H119ZM124 173V172H123ZM145 173V172H144ZM149 173V172H148ZM148 173L146 174L145 173V176L146 175H148ZM153 173H156V172H153ZM169 173V172H168ZM167 173V175H169ZM176 173H178V172H176ZM183 173H185V172H183ZM205 173V172H204ZM210 173V172H209ZM251 173H252V171H251ZM77 174V173H76ZM112 174H111V176H112ZM121 174V173H120ZM126 174V173H125ZM129 174V173H128ZM137 174H139V173H137ZM161 174V173H160ZM163 174V173H162ZM170 174H172L171 173V171H170ZM175 174V173H174ZM186 174V173H185ZM185 174H181V175H183V176H185ZM188 174V173H187ZM198 174V173H197ZM236 174H237V172H236ZM240 174V173H239ZM238 174V175H239ZM242 174V173H241ZM248 174H250V173H248ZM72 175H74L75 176V174L73 173ZM114 175H116V174H114ZM131 175V174H130ZM133 175V174H132ZM140 175H142V174H140ZM140 175H138V176H140ZM144 175V174H143ZM150 175V174H149ZM148 175V176H149ZM158 175V174H157ZM165 175V174H164ZM176 175V174H175ZM174 175V176H175ZM189 175V174H188ZM205 175H206V173H205ZM222 175V176H221ZM234 175V174H233ZM98 176V177H97ZM125 176V175H124ZM145 177V179H147V178H149V177ZM151 176H152V173H151ZM159 176V175H158ZM190 176V175H189ZM189 176H187V177H189ZM200 176V175H199ZM243 176V175H242ZM60 177H63V174H60ZM114 177V176H113ZM122 177V176H121ZM142 177H144V176H142ZM156 176L154 175V178H155ZM160 177V176H159ZM162 177H164V176H162ZM161 177V178H162ZM171 177V176H170ZM192 177H194V176H192ZM226 177V176H225ZM229 177V176H228ZM237 177V176H236ZM114 178H118V176L117 177H114ZM128 178V177H127ZM127 178H124L123 177V179L125 180H127ZM139 178V177H138ZM152 178H153V176H152ZM153 178V179H154ZM165 178V177H164ZM164 178H162V179H164ZM167 178V177H166ZM51 179V178H50ZM59 179V178H58ZM61 179V178H60ZM59 179V180H60ZM112 179V178H111ZM119 179V178H118ZM122 178H120V180H118V182H120V183H118V185L116 184L115 186H116V188H115V186L113 187V186H111L114 190H112L113 191V196H115V197H113L112 196V194L111 195H108V196H104V201L102 200V202H103V208L104 209H111V208H109L112 204H113V201H114V199L116 198H119L121 195H126L128 192H129V190L128 189H126V191H123V185H124V183L123 182H121L122 180H121ZM140 179V178H139ZM144 179V178H143ZM144 179V180H145ZM152 179V180H153ZM157 179V178H156ZM160 179V178H159ZM172 179H175V178H172ZM185 179H187V178H185ZM194 179V178H193ZM192 179V180H193ZM197 179V178H196ZM228 179V178H227ZM6 180H8V179H6ZM116 180V179H115ZM123 180V181H124ZM142 180V179H141ZM143 180V181H144ZM148 180V179H147ZM151 180V179H150ZM151 180V181H152ZM155 180V179H154ZM170 181H171V179H169ZM190 180V179H189ZM218 181L219 183L218 184H215L214 185V181ZM231 180V179H230ZM233 180V179H232ZM11 181V180H10ZM41 181V180H40ZM42 181H44V180H42ZM75 181V180H74ZM141 182L142 184L144 183V182ZM146 181V180H145ZM150 181V182H151ZM160 181H162L161 179H160ZM164 181V180H163ZM175 181V180H174ZM177 181V180H176ZM228 181V180H227ZM70 182V181H69ZM115 182H117V181H115ZM114 182V183H115ZM125 182V181H124ZM150 182H149V184H150ZM152 182H154V184H155V181H152ZM165 182V181H164ZM45 183V182H44ZM51 184H52V182H50ZM71 183H74L73 181L71 182ZM158 183H159V181H158ZM162 183V182H161ZM168 183V182H167ZM166 183V184H167ZM174 183V182H173ZM224 183V182H223ZM223 183H221V184H223ZM229 182H227V184H228ZM17 184V183H16ZM50 184V185H51ZM136 184V183H135ZM141 184V186H143ZM144 184H146V183H144ZM164 184V183H163ZM180 184V183H179ZM226 184V185H227ZM37 185V184H36ZM39 185V184H38ZM37 185V186H38ZM113 185V184H112ZM140 185V184H139ZM151 185V184H150ZM165 185V184H164ZM181 185V184H180ZM214 185V186H213ZM238 185V184H237ZM3 186V185H2ZM5 186V185H4ZM42 186V185H41ZM54 186V185H53ZM57 186V185H56ZM67 186H69V185H67ZM78 186V185H77ZM125 186H127V184L125 185ZM145 186V185H144ZM146 186H147V184H146ZM149 186V185H148ZM163 186V185H162ZM165 186H167V185H165ZM169 187H178L176 184H169L168 185ZM196 186V185H195ZM211 186H213V187H211ZM229 186H230V183H229V185L227 186L228 188H229ZM34 187H35V185H34ZM51 187V186H50ZM55 187V186H54ZM187 187V186H186ZM234 187V186H233ZM236 187V186H235ZM238 187V186H237ZM234 188L233 189V191L231 192V191H228V192H231V194H232V198H234V199H236L237 201H238V204H236V207H234V213H237V212H239V211H241V213L243 212V210H250L252 207H254V206H256L257 207V205H259V201H260V195H259V192H257V193H255L253 196H252V198L251 199H249L248 201H242L241 202V199H242V194L245 192V190H242L241 188ZM16 188V187H15ZM37 188V187H36ZM111 188V189H112ZM126 188H129V187H126ZM136 188H137V186H136ZM142 188V187H141ZM145 188V187H144ZM148 188V187H147ZM163 188H165V187H163ZM185 188V187H184ZM227 188V189H228ZM231 188H232V186H231ZM231 188H229V189H231ZM5 189V188H4ZM41 189H42V187H38L37 188V191H39V192H41ZM110 189V188H109ZM133 189V188H132ZM132 189H131V191H132ZM138 189V188H137ZM136 189V190H137ZM174 189V188H173ZM172 189V190H173ZM178 189V188H177ZM179 189H181V188H179ZM197 189V188H196ZM46 191H47V189H45ZM49 190V189H48ZM61 190V189H60ZM59 190V191H60ZM135 190V191H136ZM168 190H169V188H168ZM193 190H195V188L193 189ZM53 192H54V190H52ZM58 191V192H59ZM77 191V192H78ZM96 191V190H95ZM111 191V190H110ZM142 191V190H141ZM166 191V193H167V189L165 190ZM27 192V191H26ZM43 192V191H42ZM45 192V191H44ZM50 192V191H49ZM104 192V191H103ZM183 192H184V190H183ZM191 192V191H190ZM193 192V191H192ZM194 192H196V191H194ZM226 192H227V190H226ZM67 193H71V191L70 192H67ZM93 193V192H92ZM105 193V192H104ZM103 193V194H104ZM112 193V192H111ZM66 194V193H65ZM72 194V193H71ZM78 194V193H77ZM107 194V193H106ZM108 194H110L109 192H108ZM190 194V193H189ZM193 194V193H192ZM225 194V193H224ZM229 194V193H228ZM227 194V195H228ZM2 195V194H1ZM67 195V194H66ZM93 195V194H92ZM217 195V194H216ZM216 195H214V196H216ZM220 195V194H219ZM221 195H222V193H221ZM50 196V195H49ZM225 196V195H224ZM36 197V196H35ZM162 197V196H161ZM192 197H193V195H192ZM3 198V197H2ZM1 198V199H2ZM163 198V197H162ZM207 198H203L204 199V201H205V199H207ZM46 199H48V198H46ZM70 199H72V198H70ZM70 199H69V201H70ZM76 199V198H75ZM212 199V198H211ZM210 199V200H211ZM76 200H78V199H76ZM75 200V201H76ZM161 200V199H160ZM209 200V199H208ZM92 201V200H91ZM124 201V200H123ZM207 201V200H206ZM223 201V200H222ZM215 202V201H214ZM126 203V202H125ZM93 204V203H92ZM97 204H99V203H97ZM97 204L96 205H87L86 204V206H87V208H89L90 210H88L89 212L91 211V210H95L98 206H97ZM119 203H117V205H118ZM127 204V203H126ZM216 204V203H215ZM214 204V205H215ZM228 204V203H227ZM117 205H116V207H117ZM147 205V204H146ZM156 205V204H155ZM201 205V204H200ZM207 205V204H206ZM210 205V204H209ZM229 205V204H228ZM227 205V206H228ZM86 206H84L85 208H86ZM99 206H101V205H99ZM114 206V205H113ZM161 206V207H162ZM215 206H217V205H215ZM226 206V207H227ZM116 207H115V209H116ZM124 207H125V210H123L122 212L123 213H125L126 212V208L128 207V205H127V207L126 206H123V209H124ZM148 207V206H147ZM155 207H157V206H155ZM207 207H209V206H207ZM225 207V206H224ZM146 208V207H145ZM144 208V209H145ZM203 208H205V206L203 207ZM99 209V208H98ZM121 209V208H120ZM148 209V208H147ZM159 209H161V208H159ZM169 209V210H168ZM253 209V208H252ZM252 209H251V211H252ZM64 210V209H63ZM94 210H93V212H94ZM112 210H113V208H112ZM122 210V209H121ZM203 210H205V209H203ZM86 211V210H85ZM87 211V212H88ZM115 211V210H114ZM140 211H141V209H140ZM153 211V210H152ZM151 211V212H152ZM207 211H209V210H207ZM92 212V211H91ZM118 212V211H117ZM147 212V211H146ZM150 212V211H149ZM220 212V211H219ZM223 212V211H222ZM257 211H252V213H249V215L246 217V219H245V221H242L241 223H243L244 224V226H246V228H248V227H252L253 225H254V221H255V213H256ZM119 213V212H118ZM127 213H128V210H127ZM155 213V212H154ZM154 213H153V215H154ZM183 213H184V215H183ZM202 213V212H201ZM208 213V212H207ZM210 214H211V212H209ZM209 213L208 214H206V215H209ZM240 213V214H241ZM246 213V212H245ZM247 213V214H248ZM144 214V213H143ZM147 214H148V212H147ZM150 214V213H149ZM186 214H187V211H186ZM203 214V213H202ZM233 214V213H232ZM110 215V214H109ZM119 215V214H118ZM121 215V214H120ZM126 215V214H125ZM124 215V216H125ZM150 215H152V214H150ZM188 215H190V214H188ZM212 215H213V212H212ZM212 215H210L211 216V219L214 217V215H213V217H212ZM223 215V214H222ZM235 215H237V214H235ZM245 215V214H244ZM243 215V216H244ZM12 216V215H11ZM113 216V215H112ZM115 216V215H114ZM209 216V217H210ZM219 216H220V214H219ZM218 216V217H219ZM119 217V216H118ZM142 217H143V215H142ZM187 217V216H186ZM185 217V218H186ZM200 217V216H199ZM206 217V216H205ZM208 217V218H209ZM232 217H234V215L232 216ZM5 218V217H4ZM29 218V217H28ZM148 218H149V216H148ZM202 218V217H201ZM207 218V220H209ZM237 217L235 216V219H236ZM111 219V218H110ZM116 219H117V216H116ZM133 219V218H132ZM142 219V218H141ZM144 219V218H143ZM145 219H147V218H145ZM150 219V218H149ZM187 219V218H186ZM185 219V220H186ZM198 219V218H197ZM203 219V218H202ZM220 219V220H219ZM9 220V219H8ZM106 220H107V218H106ZM113 220V219H112ZM118 220V219H117ZM117 220H115L114 219V221L115 222H120V221H117ZM140 220V219H139ZM184 220V221H185ZM199 220H201L200 218H199ZM204 220L205 219H203V222H204ZM131 221V220H130ZM129 221V222H130ZM144 222H145V220H143ZM112 222V221H111ZM122 222V221H121ZM128 222V221H127ZM136 222V221H135ZM149 222H151V221H149ZM148 222V223H149ZM175 222V221H174ZM179 222V221H178ZM197 222H199V221H197ZM201 222V221H200ZM207 222V221H206ZM209 222V221H208ZM137 223H138V221H137ZM139 223H142V222H140L139 221ZM152 223L150 224V225H152ZM171 223H173V222H171ZM181 223V222H180ZM179 223V224H180ZM196 223V222H195ZM211 223V222H210ZM116 224V223H115ZM125 224H127V223H125ZM131 224H134V222H132ZM136 224V223H135ZM176 223H174V225H175ZM206 224V223H205ZM221 224H223L222 226H223V229H222V231L220 232L219 230L217 231V230H215L216 228H219L220 227V225ZM240 224V223H239ZM104 225H106V224H104ZM103 225V226H104ZM111 225H113V223L111 224ZM111 225L109 226V227H111ZM116 225H118V224H116ZM138 225V224H137ZM136 225V226H137ZM142 225H143V223H142ZM171 225V224H170ZM169 225V226H170ZM114 226V225H113ZM125 226V225H124ZM132 225H130V227H131ZM133 226H135V225H133ZM141 226V225H140ZM140 226H138V229H139V227ZM176 226V225H175ZM184 226V225H183ZM183 226H182V228H183ZM12 227H14V226H12ZM108 227V228H109ZM148 227H149V225H148ZM208 227H210V224H209V226ZM114 228V227H113ZM112 228V229H113ZM115 228H116V226H115ZM119 228V227H118ZM125 228H126V226H125ZM133 228V230L132 229H130V230H132V231H134V227H132ZM146 227H144V229H145ZM151 228H149V230L151 229ZM168 228V229H167ZM172 228V227H171ZM174 228V227H173ZM201 228H202V226H201ZM200 228V229H201ZM204 228V227H203ZM222 228V227H221ZM111 229V228H110ZM136 229V228H135ZM185 229V228H184ZM184 229H183V231H184ZM115 230H117V229H115ZM172 230H174V229H172ZM192 230H193V228H192ZM241 230V229H240ZM239 230V231H240ZM253 230V229H252ZM10 231H14L15 232V229L13 228L12 230H10ZM109 231V230H108ZM126 231V230H125ZM131 231V232H132ZM137 231V230H136ZM138 231V232H139ZM151 231V230H150ZM178 231V230H177ZM193 231H197V229H194ZM248 231H250V235H252L251 234V230L249 229ZM106 232V231H105ZM115 232V231H114ZM172 232V231H171ZM194 232V233H195ZM126 233V232H125ZM129 233H130V231H129ZM134 233V232H133ZM153 233V232H152ZM189 233V234H188ZM193 233V234H194ZM109 234V233H108ZM108 234H104L105 236L104 237H102L101 238V240L102 241H100V247H102L101 248V250H100V252H98V257H100L101 258V260H103V261H108V260H110V257H111V255H110V253H109V250H107L106 249V245H109V243H110V235H108ZM111 234V233H110ZM118 234V233H117ZM127 234H128V232H127ZM238 234H240V233H238ZM129 236L131 235V234H128ZM138 235H139V233H138ZM152 235H154V234H152ZM192 235V234H191ZM190 235V236H191ZM246 235V234H245ZM134 236H135V234H134ZM179 236V235H178ZM120 237V236H119ZM133 237V236H132ZM131 237V238H132ZM172 237V236H171ZM189 237V236H188ZM113 238H115V237H113ZM126 238V237H125ZM129 238V237H128ZM130 238V239H131ZM135 238V237H134ZM149 238V239H150ZM249 238V237H248ZM247 238V239H248ZM251 238H253V237H251ZM133 239V238H132ZM131 239V240H132ZM125 241H128V240H125ZM155 242V243H154ZM227 243V242H226ZM222 244V245H221ZM221 245V246H220ZM152 246V247H153ZM162 246V245H161ZM151 248V247H150ZM161 249V248H160ZM96 251V250H95ZM97 251H98V249H97ZM130 251V250H129ZM129 253H132V252H129ZM194 257H196L197 258V256H194ZM98 259V258H97ZM100 260V261H101ZM93 263H94V261H93ZM170 263H173V262H171L170 261ZM71 264V263H70ZM112 264H121V260H116V259H114V261L112 262ZM165 264V263H164ZM166 264H167V262H166ZM169 264V263H168ZM174 264H176V263H174ZM236 264H249V263H245V261L241 258V259H236ZM264 264V263H263Z\"/></svg>",
  "mask_w": 264,
  "mask_h": 264
},
{
  "label": "built area",
  "instance_id": "obj_3",
  "mask_svg": "<svg viewBox=\"0 0 264 264\" xmlns=\"http://www.w3.org/2000/svg\"><path fill=\"white\" fill-rule=\"evenodd\" d=\"M260 216L255 217L254 225L252 227L245 228V231L249 229L253 230V238L245 241L242 236L238 235L240 226L244 225L239 222L235 224L236 237L225 241L224 248L220 251V261L214 262L213 258L205 255L203 258H210V261H196L191 260L189 264H236V259H243L245 263L249 264H263L264 263V220L257 222ZM227 242V243H226Z\"/></svg>",
  "mask_w": 264,
  "mask_h": 264
},
{
  "label": "crops",
  "instance_id": "obj_4",
  "mask_svg": "<svg viewBox=\"0 0 264 264\" xmlns=\"http://www.w3.org/2000/svg\"><path fill=\"white\" fill-rule=\"evenodd\" d=\"M26 264V263H25Z\"/></svg>",
  "mask_w": 264,
  "mask_h": 264
}]
</instances>
